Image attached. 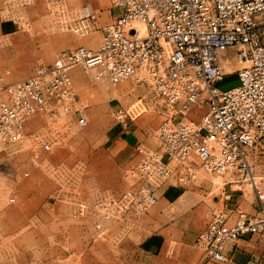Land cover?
Listing matches in <instances>:
<instances>
[{
  "label": "built area",
  "instance_id": "2783aa9c",
  "mask_svg": "<svg viewBox=\"0 0 264 264\" xmlns=\"http://www.w3.org/2000/svg\"><path fill=\"white\" fill-rule=\"evenodd\" d=\"M39 1L45 4L43 32L94 30L98 13L88 5L73 9L67 0H1L0 17L15 31L31 32L28 10ZM110 2L117 14L96 48L61 49L24 79L8 81L9 71L0 72V151L27 143L37 161L88 125V104L73 81L79 70L105 88L130 81L142 90L139 104L162 117L149 129L154 146L136 144L120 192L71 200L70 216L85 220L93 238L110 221L128 226L144 217L169 180L183 190L209 173L243 180L257 193L254 160L264 157V0ZM231 49L242 65L233 71L237 84L221 88ZM113 115L122 128L129 127L126 107ZM34 116L44 122L28 129ZM262 231V201L255 213L221 207L212 209L194 244L208 258L225 262L227 244Z\"/></svg>",
  "mask_w": 264,
  "mask_h": 264
},
{
  "label": "rangeland",
  "instance_id": "374dc122",
  "mask_svg": "<svg viewBox=\"0 0 264 264\" xmlns=\"http://www.w3.org/2000/svg\"><path fill=\"white\" fill-rule=\"evenodd\" d=\"M69 1L71 8L80 7L76 0ZM94 2L100 4L101 10L111 9L110 0ZM31 8H39L38 11L43 9L45 16L43 1ZM96 11L100 14V10ZM39 18H42L41 15ZM39 18L33 19L36 21H32L31 32L17 31L9 37L0 35V72L9 71L8 81L26 78L37 65L50 63L61 49L79 45L90 47L87 44H67L69 38L66 37L76 39L89 37L91 34L80 35L63 30L43 32L40 28L44 22L42 19L39 21ZM40 37L45 39V43L38 41ZM58 43L66 45L53 51V55L50 54V45ZM226 56L231 62L224 66L227 74L218 83L221 88L237 84L233 71L242 65L235 61L233 49ZM48 57L51 59L47 60ZM77 73L76 76L73 75L74 86L78 95L88 104V125L77 130L70 139L63 140L64 146L54 145L51 152L43 153L42 158L37 161L32 160L27 143L6 146L0 151V264H76L70 257L71 247H63L61 251L59 239H56V235L60 233L55 230L53 221L45 219L44 208L55 207L62 210L63 217L59 221H77L70 216L71 200L74 197L87 200L92 195L96 197L113 193L117 182L119 183L116 180L126 167V156L131 154V149L135 152V140L131 136L133 132L141 134V138L149 146L153 143L149 129L156 127L162 117L139 104L137 97L143 94L140 88L134 87L130 81L105 88L79 70ZM119 107H126L129 113L130 134H125L114 118L113 111ZM33 118L28 129L44 122L42 117ZM127 135L130 137L127 143L130 144L126 146V151ZM260 158L261 163L257 167L259 188L257 193L254 190L252 193L256 198L260 195L264 201V157L260 155ZM25 172L28 173L27 176L24 175ZM94 175H98L99 179ZM106 175L116 185L107 191L98 190L97 185L104 181L105 178H102L107 177ZM223 181V176L202 173L191 186L183 189L184 196L180 202L186 206L191 205V208L199 203L215 207L214 199L219 196ZM172 182L176 188H180L174 179ZM193 195L201 197L196 201L193 200ZM10 198L14 200L11 201Z\"/></svg>",
  "mask_w": 264,
  "mask_h": 264
},
{
  "label": "crops",
  "instance_id": "0c3cea01",
  "mask_svg": "<svg viewBox=\"0 0 264 264\" xmlns=\"http://www.w3.org/2000/svg\"><path fill=\"white\" fill-rule=\"evenodd\" d=\"M67 2L70 5V1L67 0ZM76 2L79 6L88 5L93 11L100 10V14H98L94 30L89 33L91 34L89 37L76 39L72 36L66 37L69 38L66 43L87 44L90 48H96L101 39L102 29L111 22L117 11L113 8L101 10L100 4L94 0H76ZM38 10L37 8H30L28 14L32 21H36L33 19L39 18L41 15L42 18H39V21L42 19L44 22L43 9ZM16 32L11 23L2 20L0 17V35L2 37L13 36ZM44 40L40 37L38 41ZM66 43L50 45V54L53 55V51L64 44L66 45ZM50 59L51 57L47 58V60ZM77 74V70L73 71V75L76 76ZM129 127L124 129L119 125L125 134H130ZM137 134L133 132L131 136L135 142L133 143L132 140L131 143L136 145L142 142L148 145L141 138V134ZM129 138L128 135L125 138L127 139L125 141L126 151V146L130 144L127 143ZM150 145L154 146V143ZM130 153L126 156V166L134 161L136 150L134 152V149H131ZM259 163H261V158L254 160L257 189L259 188L257 178L260 177L257 174ZM106 176L102 178H105L104 181L97 185L98 190L105 191L106 189L107 191L116 185L110 176ZM94 177L99 179L98 175H94ZM119 177L120 175L116 181H119L120 185L117 182V187L112 191L113 193L120 192L125 187L124 182ZM223 178L219 196L214 199L215 207H209L203 203H199L194 208H191V205H184L180 202L181 196H184L182 193L184 190L176 188L175 183L169 180L158 190V201L144 217L131 221L130 224L128 223L129 227L125 221H110L107 229L97 238H93L91 228L85 220L67 219L69 222L59 221L63 217V211L55 207L44 208L43 213L46 220L53 221L55 230L60 233V235H56V239H59L61 251L63 247H71L70 257L76 264H264V231L244 234L236 241L227 244L224 248V254L227 257L225 262L208 258L194 244L195 237L207 224L212 209L238 206L247 213H255L259 209L260 202L264 203L261 197L259 198L260 195L257 198L253 195L254 189L245 181L230 180L224 176ZM113 182L115 184L112 186ZM222 193L229 194V198L222 200L220 196ZM92 197L87 198V200L92 199ZM199 197L201 196H192L193 200L196 201ZM60 224L62 225L60 226Z\"/></svg>",
  "mask_w": 264,
  "mask_h": 264
}]
</instances>
